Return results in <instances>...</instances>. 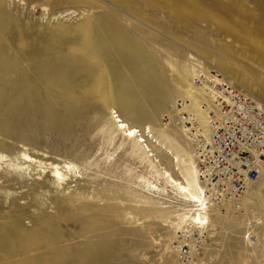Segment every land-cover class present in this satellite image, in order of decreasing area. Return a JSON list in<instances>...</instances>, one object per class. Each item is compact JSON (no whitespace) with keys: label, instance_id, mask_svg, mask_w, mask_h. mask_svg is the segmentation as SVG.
Returning <instances> with one entry per match:
<instances>
[{"label":"rangeland","instance_id":"rangeland-1","mask_svg":"<svg viewBox=\"0 0 264 264\" xmlns=\"http://www.w3.org/2000/svg\"><path fill=\"white\" fill-rule=\"evenodd\" d=\"M130 1L0 0V264H178L166 219L187 207L139 184L158 182L107 143L112 113L132 122L122 100L137 99L142 125H181L183 90L219 82L264 106V0H190L205 17ZM251 185L239 211H208L209 264H259L244 235L264 232V179Z\"/></svg>","mask_w":264,"mask_h":264},{"label":"built area","instance_id":"built-area-1","mask_svg":"<svg viewBox=\"0 0 264 264\" xmlns=\"http://www.w3.org/2000/svg\"><path fill=\"white\" fill-rule=\"evenodd\" d=\"M209 95L220 117L206 113L208 123L202 125L194 113L179 116L196 161L204 208L199 219L182 224L171 243L178 264H209L208 211H239L247 186L264 179V106L230 82L215 85ZM245 239L259 246V264H264V232L251 231Z\"/></svg>","mask_w":264,"mask_h":264},{"label":"bare ground","instance_id":"bare-ground-1","mask_svg":"<svg viewBox=\"0 0 264 264\" xmlns=\"http://www.w3.org/2000/svg\"><path fill=\"white\" fill-rule=\"evenodd\" d=\"M132 1H134V0H132ZM132 1H130V2H132ZM192 1H195V0H192ZM167 2L166 3L168 4V6L171 7V9H173V11L171 10L172 12H175V13H178L181 15H182V13H185V14L190 16V15L196 13L197 15L201 14L205 17V15L207 14L206 11H202V8H199V7H201L199 5V3H195L197 1L192 2V3H190L191 2L190 0L189 1L186 0V1H184V3H182V1H181L182 4L181 3L177 4L176 3L177 1L175 2V0H167ZM178 2H180V1H178ZM194 3L198 4L199 7L194 5ZM203 12L206 14H204ZM182 16H181V18H185ZM195 17H196V15H195ZM187 19H188V17H187ZM92 24L94 25V22ZM116 33H118V32L116 31ZM261 38H262V36H261ZM91 39H93V41H90V43L91 42L94 43V38H91ZM87 41H89V40H87ZM90 43H89V45H90ZM98 45H99V43H98ZM95 49H97V48H95ZM100 51H103V50H100ZM52 53H54V52H52ZM130 61L133 64L134 61L132 62V59ZM6 62L10 63L12 61H5V60L0 59L1 68L6 69L8 67ZM135 64H136V62H135ZM187 69H189V68L187 67ZM6 70H8V69H6ZM139 70H140V68H139ZM4 72H6V71H4ZM8 72H9V70L6 73H8ZM195 72H196L195 69L191 70V75L193 76V74ZM213 72H215V71H213ZM217 76H220V75L219 74H216V75L213 74V78H215L216 81H220V79L216 78ZM1 77H2V75H1ZM6 79L4 78V81ZM13 80H15V79H13ZM2 82H3V80H2ZM0 83H1V81H0ZM219 83H217V85ZM13 86H15V88H12L13 91L16 90V91L20 92V90H21L20 85L17 86V85L13 84ZM188 86L189 87H187L183 90L185 102L189 101V103H191L195 106L196 110L194 111V114L196 116H198V122L201 123L202 125H205L204 123H208L206 113L212 112V107L210 106V104H205L203 102L204 96L207 97V95L211 92V90H213V88L215 86H209L207 84L205 86L202 85L203 87H200V88L197 87L198 91L193 90L192 86H190V85H188ZM1 88H4V87H2V85H1L0 89ZM3 91H5V90H3ZM102 92L103 91H101V93ZM105 94L106 93H103L102 95L104 96ZM105 99H106V101H109V103H111L110 95L106 94ZM133 100H131V99L129 100L126 98H123V100H122V105L125 106L126 112L131 117L132 122L128 121L127 119H121V117H119L117 114L113 115L114 112L112 113L113 120L110 121V123L105 126V134H106V139L108 141L107 143L116 142L118 144L119 148L125 147L124 150L127 151L126 154L128 155V157H132V159L133 158L136 159L139 162V164L142 165V167H145L146 170H148V172L153 174L154 178L156 179V181L158 183H153V182L149 181V179L147 180V178L145 177L146 175L143 176V175L139 174V176H137V180H138L139 184H141L143 186V189L145 188L146 191L155 192V194L158 193L159 197H160V195H163V197H164V194L165 195L167 194L166 192L168 191V188H169L171 191H173L177 195V197L180 198L181 201L178 204H180L183 207H185V206L187 207L186 209L183 208V210L181 212L175 214L173 220L169 221L168 218L166 219V221L169 222V225L172 228H174V231H176L175 233H177L185 221H187V220L194 221L196 219H199L200 209L204 208V197L202 194L203 188H202V185H201L199 177H198L196 162H195L192 154H190V152L187 150V144H186L187 137L185 134L186 129H185L184 125H182L181 123H180L181 125L169 126L170 128H168V127L166 128V125H164L165 127L162 126L161 129H154L150 125H142L143 119L141 117V112L139 110H136V108L138 107L137 99H135V101H133ZM134 103H136V104H134ZM31 104H32V102H31ZM0 105H1V103H0ZM12 106H13V104H12ZM1 107L2 106H0V108ZM69 107H71V106L69 105ZM185 107H186V104H184L182 109L181 108L180 109L177 108V109L180 112L185 113V111H183L184 109H187ZM209 107H211V108H209ZM131 108H134V109H131ZM213 108H216V112H218V108H217L216 104L213 105ZM140 125H142V127ZM139 127H141V129ZM162 155L166 156L165 160L169 159L167 161L168 162L167 164H169L170 167L168 165H165L166 164L165 160L162 161L163 157H164ZM48 165L50 166L52 176L55 177L59 182L63 181L65 179V174L60 170V167L57 164L49 163ZM146 170H145V172H147ZM145 172H143V173H145ZM148 172H147V174H148ZM149 177H150V175H149ZM260 180H262V179H260ZM170 190H169V192H170ZM246 191L247 192L251 191V192H253V194L255 196H258V188L256 186H252L250 184L247 186ZM171 196H172V194H171ZM173 196H174V194H173ZM178 204H177V206H178ZM163 207H166V206L163 205ZM202 212H205V211H202ZM208 218L209 217H207V220H208ZM258 221H257V223H259ZM246 234L244 236H246ZM92 259L93 258H91L90 260H92ZM99 263H101V262H99Z\"/></svg>","mask_w":264,"mask_h":264}]
</instances>
